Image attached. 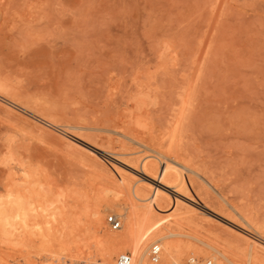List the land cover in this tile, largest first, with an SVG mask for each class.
<instances>
[{
  "label": "rangeland",
  "instance_id": "374dc122",
  "mask_svg": "<svg viewBox=\"0 0 264 264\" xmlns=\"http://www.w3.org/2000/svg\"><path fill=\"white\" fill-rule=\"evenodd\" d=\"M147 155L205 189L165 204V226L220 233L240 264L242 242L184 213L208 196L264 259V0H0V206L55 202L0 222V264H99L92 213Z\"/></svg>",
  "mask_w": 264,
  "mask_h": 264
},
{
  "label": "bare ground",
  "instance_id": "6f19581e",
  "mask_svg": "<svg viewBox=\"0 0 264 264\" xmlns=\"http://www.w3.org/2000/svg\"><path fill=\"white\" fill-rule=\"evenodd\" d=\"M134 145L136 146L137 144ZM141 149H143V147ZM145 150H147V148ZM123 156L125 157V155ZM151 156L154 155H147V157H145L146 161H144L143 164L141 163L142 171L135 170L134 174L132 173L133 177H135L136 179H132V182L134 181L133 187L130 190V196L125 199L126 201L124 200V198L122 199L124 202L120 201L122 191L120 190L121 186L117 185L114 190L107 191V193H113L114 196L112 198L103 196L104 199L98 204L96 210L92 213V215L96 218V223L99 225V230H97L100 234V247L98 250L100 255L99 264H114L116 257H119L123 253L126 254V252L130 253V255L132 256V264H154L151 259V250L152 247L156 245L159 246L161 250L159 261L157 264H185L187 261H189L188 264H207L210 263L207 262V260L210 258L211 252H214V254L212 255L215 257V260L218 261L211 264H238L236 260L222 246L224 243L228 242V239L222 236L220 233L213 234L215 241H206L194 234L183 233L179 231V227L174 228L173 226H165V224L173 220L172 216L159 218V216L157 215V213L160 214L164 212L165 204H171L174 199L175 210L177 212L178 207L181 205V203H183V201H185V197H188V194L192 193L194 189H201L204 191L205 189L194 179L190 177L187 178L181 173L182 171L187 173V170L190 171L191 168L188 169L183 165L182 167L184 168L177 167L172 165L171 163H167L166 161H150L149 158ZM112 157L114 156L112 155ZM103 160L110 164V162L105 158H103ZM194 173L195 172H192V174ZM127 179V177L121 175L120 181L123 184ZM142 188L152 193V198L149 202L146 198L147 195L142 192ZM126 195H128V193ZM48 203L49 202H47V204ZM54 204L55 202L51 203L50 206L38 204L35 205L31 210L25 207V202L23 200L10 199L9 209L0 206V222L5 221L7 225H9L11 221L19 220L28 225L31 212H34V210H36L41 211V213L43 214L50 213L49 207L52 208ZM225 204L227 203L225 202ZM30 205L33 206L32 204ZM116 208L119 209L118 212H120V216L123 217V228L117 233H106L103 230L104 212L105 210L109 209L113 211ZM230 208L232 209V207ZM199 210H206V212L211 215L210 219L212 220L211 223L213 224V227L220 230V232L225 234V236L227 235L232 237L234 245L242 242L243 253L240 264H264V259L259 254L257 246L249 241L251 240V238L249 237V235L251 234L248 235L246 233V229L236 225L229 219L222 216L221 213H224V210L216 208L212 198L207 196V201L205 204H200L196 208L187 209L184 211V213L186 212L188 214H195L198 213L197 211ZM34 215L35 212L33 216ZM50 216L52 217V220L46 222L48 226L53 221L57 220L56 216ZM116 217L122 221L120 217ZM243 219L245 221H242L246 222L245 225L248 224V228L253 227L252 221L247 218ZM42 223L43 222L41 221L40 225ZM217 224H223L231 230H235L234 228L238 229L237 232L241 236H243V238L233 236L229 231L222 227H219V225ZM34 226H38V224H34ZM37 229L35 230V232L39 231V229ZM42 231L43 233L41 232L38 234H42L44 236V229ZM47 234H49V232ZM48 237L49 236H47L45 239L49 240ZM40 239L44 240V237ZM50 239L52 240L53 238L51 237ZM235 247L238 248V246ZM147 254L150 255V260L152 263L149 261V257Z\"/></svg>",
  "mask_w": 264,
  "mask_h": 264
},
{
  "label": "built area",
  "instance_id": "2783aa9c",
  "mask_svg": "<svg viewBox=\"0 0 264 264\" xmlns=\"http://www.w3.org/2000/svg\"><path fill=\"white\" fill-rule=\"evenodd\" d=\"M107 224L113 231H120L122 229V221L117 218L115 215H110L107 218ZM160 247L154 246L151 250V259L154 264H157L159 261ZM116 264H132V256L130 254H122L116 260ZM211 264V263H208Z\"/></svg>",
  "mask_w": 264,
  "mask_h": 264
}]
</instances>
